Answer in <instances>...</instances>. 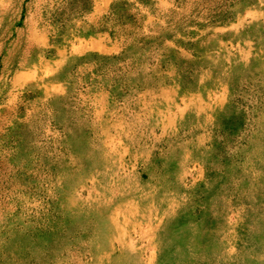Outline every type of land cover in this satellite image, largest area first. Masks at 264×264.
<instances>
[{
    "label": "rangeland",
    "instance_id": "rangeland-1",
    "mask_svg": "<svg viewBox=\"0 0 264 264\" xmlns=\"http://www.w3.org/2000/svg\"><path fill=\"white\" fill-rule=\"evenodd\" d=\"M93 2L0 0V264H264V0Z\"/></svg>",
    "mask_w": 264,
    "mask_h": 264
},
{
    "label": "crops",
    "instance_id": "crops-1",
    "mask_svg": "<svg viewBox=\"0 0 264 264\" xmlns=\"http://www.w3.org/2000/svg\"><path fill=\"white\" fill-rule=\"evenodd\" d=\"M111 1L112 0H94L92 10L88 14H85L82 18L84 20L82 21L83 24L88 23L96 26L100 25L104 16L107 14ZM32 18L33 16L31 14L28 17L25 15L24 21L31 20ZM35 32L36 30H34V33ZM100 35L102 36L101 39H96L93 37L91 38L92 41L88 43L87 49L80 51L82 56L87 55L90 52H98L99 54L104 55H112V53L118 54L119 51L118 49H115L114 45L109 46L104 42V40H106L109 35ZM97 37H99V34ZM58 50V53L60 56H62V52L64 50ZM64 52L66 53V51ZM59 61L61 60L50 61L47 63L46 68L48 70H51V68H58ZM52 63L55 65V67L52 65ZM16 75L17 82L15 83V86L17 87L27 86L37 79V74L34 70L20 71ZM169 94L171 96H169ZM162 96L166 98H164V101L162 100L164 103L160 102V104H167L166 108L158 109L157 106H153L154 109L151 111H156L155 109H157L165 117L164 129H161V133L163 132L162 135L164 136L163 138L174 136L177 132H179V120L184 119L189 113L201 111L202 113H207L213 117L215 111H222L228 103V91L225 89L212 92V94L208 96V99H206L202 93L180 96L178 87L174 86L170 87V89L164 88L162 90ZM155 103L159 104V101H156Z\"/></svg>",
    "mask_w": 264,
    "mask_h": 264
},
{
    "label": "trees",
    "instance_id": "trees-1",
    "mask_svg": "<svg viewBox=\"0 0 264 264\" xmlns=\"http://www.w3.org/2000/svg\"><path fill=\"white\" fill-rule=\"evenodd\" d=\"M227 120V121H226ZM225 120V125L227 126V127H229V125H230V123H231V119L229 120V119H226Z\"/></svg>",
    "mask_w": 264,
    "mask_h": 264
}]
</instances>
